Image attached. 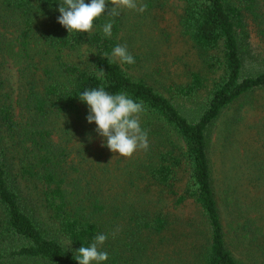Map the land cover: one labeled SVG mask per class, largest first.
Wrapping results in <instances>:
<instances>
[{"label":"trees","instance_id":"trees-1","mask_svg":"<svg viewBox=\"0 0 264 264\" xmlns=\"http://www.w3.org/2000/svg\"><path fill=\"white\" fill-rule=\"evenodd\" d=\"M61 2L0 0L8 15L0 19V56L24 88L13 99L0 77V264H77L75 251L97 234L108 236L102 264H162L153 239L170 247L165 264H264V118L252 127L254 146L236 157L228 149L231 123L217 125L240 100L238 108L264 110V100L252 96L264 91V0H143L148 9L138 14L149 28L158 26L152 10L175 5L198 63L182 84L162 82L158 67L144 71L151 61L136 42L134 10L102 15L89 33H68L57 22ZM109 20L112 35L105 37ZM118 44L127 45L134 64L111 57ZM101 84L146 108L141 127L149 148L136 157L134 194L196 208V219L182 220L168 238V220L148 208L155 203L143 200L122 213L107 158L73 167L67 144L58 142L63 123L82 122L100 137L78 96ZM164 91L185 101L202 97L195 116H184Z\"/></svg>","mask_w":264,"mask_h":264},{"label":"rangeland","instance_id":"rangeland-1","mask_svg":"<svg viewBox=\"0 0 264 264\" xmlns=\"http://www.w3.org/2000/svg\"><path fill=\"white\" fill-rule=\"evenodd\" d=\"M166 5L169 4H165V7L161 10H152L153 16L158 21V26L156 27L151 25L149 28L147 26V20L139 16L138 13L140 12L136 10L133 11V14H136L135 17L141 23L140 27H137L140 29V37L136 42L143 46L141 47L142 51L146 50L149 53L151 63L144 69L148 75H151L153 71L156 73V67H158L160 69L157 72L158 79L162 82H167V84H182L188 78V74L198 68V63L194 49L189 45L185 37L180 34L177 27V14L174 10L175 5H170L168 8ZM0 13V19L8 17V15H5L2 11H0ZM0 77L4 81V89L9 93L10 89H12V97L16 99V93L24 89L23 80L20 78L19 72L12 67L9 60L3 59L1 56ZM164 94L173 101L179 111L188 119L195 116L198 105L202 99V97H198L185 101L175 97L171 92L164 91ZM252 96L257 103H260L264 100V91H257L253 93ZM242 101L243 100H240L234 103L217 121L218 126L222 125L225 121L231 123L232 126L230 125L231 128H229V130L232 132L229 136L230 146L228 149L230 148L236 152L234 153L235 157L242 154L241 148L243 146H254L253 143L255 142L253 141L252 143V135L254 132L252 127L259 126L264 118V110L254 112L249 110L247 106L238 108L240 106L239 103ZM236 108L238 109L235 110ZM18 110V107H16V115ZM59 127V129L57 128L56 134L59 135L58 142H60V144L64 142L67 144L65 153L69 159H71L73 167H77V163L79 162L84 164L86 159L89 162L94 159L99 161L100 158H107L110 161V165L116 169L117 178L116 180L113 179V181L116 183L118 191L121 193L120 199L124 198L122 201L124 202V206L122 207L123 214L128 213L133 204L137 205L143 200L155 203V205H150L148 208L152 211L160 210L168 220L167 227L169 226V228H166V238L170 237L171 233L177 230L182 220L186 218L196 219V208L190 202L173 206L170 199L167 197L156 199L151 197H138L134 194V189L136 187L130 186V183L134 182L132 177L136 175V172L133 173V171L136 164V157L139 155V150L131 157L124 158L111 152L105 146L106 141L104 138L94 136L91 133V129L82 122H73V124L71 123L70 125L63 123L60 124ZM239 164L240 162L237 166ZM136 182L135 178L134 185ZM136 208L139 207L137 206ZM152 242L156 245L152 250L156 253L153 254L158 256L157 260L165 264L166 256L171 253L170 247L158 242L157 239H153Z\"/></svg>","mask_w":264,"mask_h":264},{"label":"clouds","instance_id":"clouds-1","mask_svg":"<svg viewBox=\"0 0 264 264\" xmlns=\"http://www.w3.org/2000/svg\"><path fill=\"white\" fill-rule=\"evenodd\" d=\"M121 9L143 13L148 9V4L143 0H90L89 3H85V0H62L57 8V22L68 33H89L94 27L95 19L102 15L118 17ZM112 27L111 20L103 24L102 32L105 37H111ZM104 55L108 56V53ZM111 57L121 64L135 63L126 44L116 45L111 51ZM105 74L103 69L97 70V76L101 80ZM78 98L88 106L86 121L89 124L95 123L96 133L104 138L105 146L111 152L129 158L138 150H148L149 133L141 127V115L146 112L143 101L134 100L124 91L109 93L103 84L84 90ZM107 238V234H97L89 246L79 247L75 251L77 264H102L106 261L109 254L102 250V246Z\"/></svg>","mask_w":264,"mask_h":264}]
</instances>
